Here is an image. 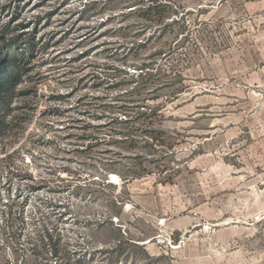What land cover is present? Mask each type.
<instances>
[{
  "label": "rangeland",
  "instance_id": "374dc122",
  "mask_svg": "<svg viewBox=\"0 0 264 264\" xmlns=\"http://www.w3.org/2000/svg\"><path fill=\"white\" fill-rule=\"evenodd\" d=\"M170 1L169 21L184 17L185 33L174 21L130 50L153 29L141 32L117 9L0 0L8 37L36 43L4 110L0 264H264V0ZM150 58L165 70L150 87L157 91L144 93V104L141 95L118 100L142 112L164 105L142 119L151 125L144 139L95 145L82 136L84 121L71 125L142 122L131 112L101 116L94 99L130 84L82 78L108 72L128 81ZM105 175L110 184L100 188ZM86 181L96 183L86 189Z\"/></svg>",
  "mask_w": 264,
  "mask_h": 264
},
{
  "label": "trees",
  "instance_id": "16d2710c",
  "mask_svg": "<svg viewBox=\"0 0 264 264\" xmlns=\"http://www.w3.org/2000/svg\"><path fill=\"white\" fill-rule=\"evenodd\" d=\"M84 6L85 11H93L97 9L98 6H100L101 9H117L118 12H120V14L124 16H135L137 18V21L139 22L138 25L139 29H141V32L148 28L153 29V33L148 39H144L141 42L133 44L129 47L130 50L143 49L144 46H146L153 37H161L166 32V30L173 25L174 21L180 22V20H182L181 33H185L187 29V25L185 26L186 21L184 20V17L176 20L175 18H173L172 21H169V19H171V16L173 15V6L170 0H86ZM95 15L97 14L93 12L92 16ZM105 22L107 21H104V23ZM104 23L102 22V24ZM7 28L8 27L6 25L0 26V140L4 138L9 128V125L5 120L6 118L4 110L11 102L17 86L21 83L23 75L27 71V64L30 62V57L28 56L34 55L33 50L35 49L36 45V43L33 42H19L18 37H8L10 30H7ZM120 45H125V43L121 42ZM157 52L158 54H162L161 50ZM155 62H157L155 58H150L147 61L141 62L140 66L138 67L139 70L135 73L130 74L129 76L131 77V79L128 81L118 80L117 76L120 77V74L118 73L113 75L107 74V72L105 75L99 76L95 75L94 73L86 74L82 78V80L84 81L89 76H92L95 80L93 83L94 87L101 86L104 83H108V87L112 88L123 87L126 84H130V86L122 90L121 93L120 91L117 92L116 95L111 98V100H106L108 94L100 95L98 97L94 96V99L100 101V110H98L100 115H112L115 112H121L127 114L126 116L129 117L131 116V112L135 115L138 114L137 119H140V121H142L144 117H149L154 114V112L164 107V105L155 106L153 108L149 107L145 112H142L141 110V108L145 107L143 105L144 98L142 96L148 91L149 94L157 91V89L151 90L150 87L154 84L155 77L160 76L163 71H165L162 66L155 67ZM173 73H175L174 67L171 68V74ZM138 95H141L143 104L134 103L133 105H130V103L127 104L128 102L124 104L123 102L120 103L118 101L122 96H127V99L134 100L135 102L138 98ZM84 99L85 98H83V100ZM80 105L81 104H79L78 107ZM85 109V111L91 112V109ZM81 121H84L81 126V128L83 129L82 136L86 138L90 137L91 141H97L95 145L103 142L102 139H104V141L113 142L117 135H119V141L125 144H134L138 140L144 139V127H146V129H151V125L148 122H145L143 120L142 122H139L138 125H136V122L132 123V118L120 122H117V119L111 118L109 119V122L103 125H94L91 122L81 119L72 120L70 123L71 125H73L72 123L74 122L81 124ZM115 122L119 123L120 126L118 128H116ZM105 125L110 127L109 133L106 136L101 137L99 131ZM150 131L147 130L146 133H150ZM145 139L147 140L148 144H156V142L158 141L156 137H152L149 135H146ZM88 147H91V145ZM135 172H137V175L135 176H140L144 174V169L139 168L136 169ZM121 177L123 180H127L126 177ZM40 182L46 184V181L44 179L40 180ZM95 183L96 182L94 181H86L84 183V187H86V189H90L89 187ZM100 183V188L110 184L106 175L105 178L101 179ZM6 216V220H8V213ZM43 239H46L49 246L52 247V254L56 256L59 255V250L56 247L55 242H53V233L47 229L46 234H44L43 236Z\"/></svg>",
  "mask_w": 264,
  "mask_h": 264
},
{
  "label": "bare ground",
  "instance_id": "6f19581e",
  "mask_svg": "<svg viewBox=\"0 0 264 264\" xmlns=\"http://www.w3.org/2000/svg\"><path fill=\"white\" fill-rule=\"evenodd\" d=\"M114 177H115L116 179L120 178V177H117L116 175H114ZM118 181H119V180H118Z\"/></svg>",
  "mask_w": 264,
  "mask_h": 264
}]
</instances>
